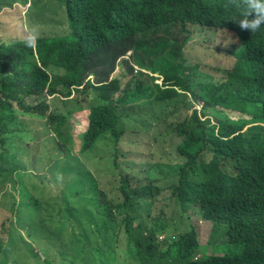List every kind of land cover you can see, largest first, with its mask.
<instances>
[{"label":"trees","instance_id":"trees-1","mask_svg":"<svg viewBox=\"0 0 264 264\" xmlns=\"http://www.w3.org/2000/svg\"><path fill=\"white\" fill-rule=\"evenodd\" d=\"M57 2L68 23L63 37L38 35L32 47L24 40L0 44V185L13 173L22 195L36 199L30 185L35 178L27 182L29 166L20 158L28 152L18 147L27 133L19 114L44 120L43 134L53 148L60 154L67 150L66 159L58 158L50 168L75 173L58 198L29 213L52 240L37 249L26 245L30 252L22 256L15 249L18 237L7 245L0 239L1 262L113 264L119 251L133 250L140 264H264V25L250 33L231 21L241 18L244 0ZM193 26L224 30L237 40L226 51L234 62L226 81L217 82L216 75L197 83L202 67H189L181 51ZM124 79H130L127 89L116 97ZM57 99L54 107L51 101ZM72 99L79 105L74 110ZM161 104L172 109L157 107ZM133 117L147 143L126 136L124 121L128 118L129 129ZM105 133L101 141L116 153L118 199L98 189L73 161L76 139L82 154ZM124 137L145 144L144 152L153 150V158L158 149L175 150L176 171L155 178L151 164L141 183L135 170L120 163L126 156L119 149ZM167 138L178 141L170 148L158 146ZM165 195L168 204L162 207ZM193 202L203 219L224 224L227 243L237 247L233 253H207L209 244H201L187 214ZM177 218L185 222L175 224Z\"/></svg>","mask_w":264,"mask_h":264},{"label":"rangeland","instance_id":"rangeland-1","mask_svg":"<svg viewBox=\"0 0 264 264\" xmlns=\"http://www.w3.org/2000/svg\"><path fill=\"white\" fill-rule=\"evenodd\" d=\"M35 15H37V21L34 24L36 20ZM4 18L5 22L1 23ZM13 18H17V21L14 22ZM67 29L68 23L64 8L59 5L57 0H0L1 45H11L17 41H23L25 36L32 31L38 32L40 37H51L56 35V33H61L60 37H63L62 32H66ZM192 30V39L184 43L181 51H184L183 53L185 54V59L189 67H202L201 73H198L201 74L203 78L197 83L207 82L208 77L212 78V76L216 75L217 82L226 81L228 72L231 71L234 66V62L229 59L226 51L237 44V40L232 33L224 30L204 29L201 31L195 26L192 27ZM176 63L179 64L181 62L176 60ZM118 72L120 71L117 69L116 73ZM144 72L146 74L151 73V71L147 70H144ZM136 73L141 72L137 69ZM144 76L147 77V75ZM129 80L130 79L119 80L120 92L117 93L116 97L123 95L124 90L127 89ZM144 80H147V78H144ZM51 102L54 107H58V99ZM68 102L72 105V110L79 106L74 99ZM172 103L179 108L183 107L182 102L176 101ZM52 104H50V108ZM157 107L172 109L168 104H161ZM190 108L201 109L202 106L192 104ZM130 112L134 113L135 111L131 110ZM158 112L160 113V111ZM192 112L193 111L190 109L187 111V113ZM18 117L19 122L23 123L27 131L26 137L18 140V147L25 149L21 152L27 151L28 153L20 158L24 159L29 166L30 173L27 175H29L30 178H28L27 182L30 181L31 178H35V181L32 180L30 185L34 188L32 191L36 199L32 201L30 198L32 195L30 194L26 196L22 195V190H20L18 184L15 183L17 177L13 173L5 175L3 184L0 185V239L4 241L3 244L6 243L7 245L11 243L13 237H18L20 239V244L16 245L15 249H20L17 255L23 256L24 252H30V248L26 247V245H30L34 249L37 247V244L42 242L48 244L49 241L52 240L51 233L41 229L29 213L33 211L36 213V209L39 211L40 209L38 208L41 202L46 199L58 198L60 191L66 185V180L70 176L72 177L75 171H68L67 168H65L64 171L63 166L57 165L56 170L50 168V165L54 161L58 158L64 160L66 159L65 155L68 154H66L67 150H63L60 154L58 149L53 148L51 142L47 140V137L43 134L44 120L40 121L30 115L22 114H19ZM127 119L128 118L125 119L123 126L127 131L126 136L129 137L132 133L142 143H147L148 138L146 137V132L133 126L132 122H134V117L130 119L129 129L126 128ZM153 129L151 134L153 137H156L159 131L155 124ZM106 135H109V133H105L99 137L93 147L82 154H79L80 141L76 139L75 147L73 148V156L77 161H73L77 163L78 171L82 172L86 170L90 173L91 177L98 183V189L118 199L119 194L116 187L120 184V175L113 165V157L116 153L109 148L106 141H101ZM50 137H52V135ZM177 141V138H173L172 144L168 142L167 138V140H163V145L158 146L170 148ZM145 148V144L136 143L133 140H125V137L122 142L119 143L121 154H126L125 158H119L121 159V165L123 168L128 167L135 170L140 176L141 183L142 181L145 183L141 173L146 171L151 164L155 166L153 172L155 178H162L176 171L178 165L175 164V162L179 161V157L175 153V150L158 149L154 153L153 158L151 156L153 150L152 152H144ZM14 153L17 152L15 151ZM82 174L84 175L85 171L82 172ZM30 202L31 204L29 206L25 205V203ZM160 202L162 207L168 204L166 195L162 197ZM188 207L192 209L188 210V217L190 221H192V224L197 226L199 230L200 240L202 241L201 244L203 246L209 244V246H207V253H210V250H212L213 253L225 255L233 253V250L237 249L236 246L227 243V239L224 235V224L217 225L222 222L217 223L203 219L199 212V205L195 202L188 204ZM29 217L33 219L32 222H28ZM184 222V219L177 218L174 223L181 225ZM35 224L38 227H35ZM119 252V255L114 258L115 263L113 264H140L137 260L133 259L134 252L131 250L129 251V255L126 251ZM128 258L130 263L128 262ZM28 262L29 264H34V260L30 258ZM0 264H3V262Z\"/></svg>","mask_w":264,"mask_h":264},{"label":"clouds","instance_id":"clouds-1","mask_svg":"<svg viewBox=\"0 0 264 264\" xmlns=\"http://www.w3.org/2000/svg\"><path fill=\"white\" fill-rule=\"evenodd\" d=\"M250 15L252 16L251 19H249ZM231 21L237 24L241 30L255 33L264 25V0H244V10L241 13V18L236 19L233 17ZM37 38L38 33L32 31L25 36L24 43L26 46L32 47L35 45ZM131 251L134 252L133 250Z\"/></svg>","mask_w":264,"mask_h":264}]
</instances>
